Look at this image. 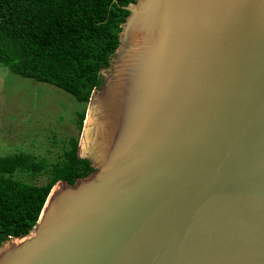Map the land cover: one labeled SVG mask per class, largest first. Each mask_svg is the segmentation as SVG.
Masks as SVG:
<instances>
[{"label":"water","instance_id":"water-1","mask_svg":"<svg viewBox=\"0 0 264 264\" xmlns=\"http://www.w3.org/2000/svg\"><path fill=\"white\" fill-rule=\"evenodd\" d=\"M76 155L0 264H264V0H134Z\"/></svg>","mask_w":264,"mask_h":264},{"label":"trees","instance_id":"trees-1","mask_svg":"<svg viewBox=\"0 0 264 264\" xmlns=\"http://www.w3.org/2000/svg\"><path fill=\"white\" fill-rule=\"evenodd\" d=\"M134 0H0V66L12 74L54 86L86 104L100 83L117 44L119 25ZM84 112L77 116L80 129ZM77 139L68 141L49 167L25 153L0 157V243L25 235L35 224L51 186L72 184L92 169L76 155ZM16 172L47 173L42 186L14 178Z\"/></svg>","mask_w":264,"mask_h":264},{"label":"rangeland","instance_id":"rangeland-1","mask_svg":"<svg viewBox=\"0 0 264 264\" xmlns=\"http://www.w3.org/2000/svg\"><path fill=\"white\" fill-rule=\"evenodd\" d=\"M86 104L0 66V157L25 153L49 167L60 159L70 139L78 142L82 125L79 129L76 120L81 112L85 115ZM14 178L35 186L48 181L45 172H16Z\"/></svg>","mask_w":264,"mask_h":264}]
</instances>
